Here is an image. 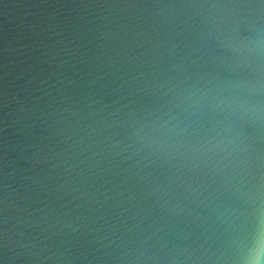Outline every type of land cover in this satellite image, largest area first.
<instances>
[{"label":"water","instance_id":"water-1","mask_svg":"<svg viewBox=\"0 0 264 264\" xmlns=\"http://www.w3.org/2000/svg\"><path fill=\"white\" fill-rule=\"evenodd\" d=\"M0 264H264V0H0Z\"/></svg>","mask_w":264,"mask_h":264}]
</instances>
